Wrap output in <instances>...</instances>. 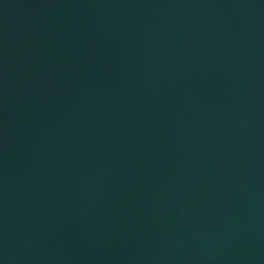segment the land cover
Returning <instances> with one entry per match:
<instances>
[{
	"label": "water",
	"instance_id": "water-1",
	"mask_svg": "<svg viewBox=\"0 0 264 264\" xmlns=\"http://www.w3.org/2000/svg\"><path fill=\"white\" fill-rule=\"evenodd\" d=\"M0 264H264V0H0Z\"/></svg>",
	"mask_w": 264,
	"mask_h": 264
}]
</instances>
